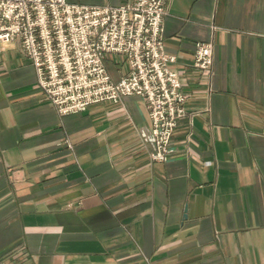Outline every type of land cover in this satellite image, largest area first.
I'll list each match as a JSON object with an SVG mask.
<instances>
[{"label": "crops", "instance_id": "1", "mask_svg": "<svg viewBox=\"0 0 264 264\" xmlns=\"http://www.w3.org/2000/svg\"><path fill=\"white\" fill-rule=\"evenodd\" d=\"M163 39L186 95L163 162L141 97L59 114L19 41L0 42L4 264H264V0H166Z\"/></svg>", "mask_w": 264, "mask_h": 264}, {"label": "built area", "instance_id": "2", "mask_svg": "<svg viewBox=\"0 0 264 264\" xmlns=\"http://www.w3.org/2000/svg\"><path fill=\"white\" fill-rule=\"evenodd\" d=\"M165 6L166 0H127L119 5L0 0V42L19 41L34 67L38 88L59 114L116 103L124 96L141 97L149 119L142 130L152 145L149 158L163 162L174 153L171 139L186 101L181 78L170 66L175 56L164 49ZM110 55L127 66L118 81L105 64ZM193 66L211 71L212 41L195 43Z\"/></svg>", "mask_w": 264, "mask_h": 264}, {"label": "rangeland", "instance_id": "3", "mask_svg": "<svg viewBox=\"0 0 264 264\" xmlns=\"http://www.w3.org/2000/svg\"><path fill=\"white\" fill-rule=\"evenodd\" d=\"M114 57H115V56H113V59H114ZM105 64L108 66L107 63H105ZM111 69H112V68H111ZM112 71H117V69L113 68Z\"/></svg>", "mask_w": 264, "mask_h": 264}]
</instances>
